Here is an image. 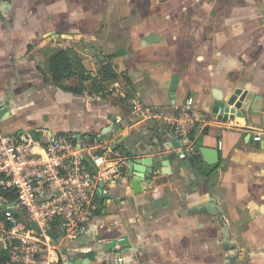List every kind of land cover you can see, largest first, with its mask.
<instances>
[{
    "label": "crops",
    "instance_id": "obj_1",
    "mask_svg": "<svg viewBox=\"0 0 264 264\" xmlns=\"http://www.w3.org/2000/svg\"><path fill=\"white\" fill-rule=\"evenodd\" d=\"M59 49L79 56L92 77L109 58L117 73L105 81L110 91L91 93V80L75 76L65 85L87 90L74 94L43 75L39 66ZM232 81L264 98V0H0L4 133L111 138L123 127V153L142 139L177 155L151 183L134 187L121 172L105 182L88 231L63 243L90 264L105 256L114 264L117 253L123 264H264V136L255 139L264 113L249 123L208 119L212 92ZM189 95L200 118L191 136L221 153L211 191L180 163L184 148L170 150L172 129L150 115H173ZM122 236L127 243L107 254L98 248Z\"/></svg>",
    "mask_w": 264,
    "mask_h": 264
},
{
    "label": "built area",
    "instance_id": "obj_2",
    "mask_svg": "<svg viewBox=\"0 0 264 264\" xmlns=\"http://www.w3.org/2000/svg\"><path fill=\"white\" fill-rule=\"evenodd\" d=\"M194 103L189 95L173 115H150L163 120L181 141L200 121ZM4 105L0 98V116ZM116 121L122 123L121 118ZM263 136L259 132L255 139ZM119 137L7 134L0 117V255H6L7 264H66L63 243L88 231L97 213L100 183L124 172L127 160L118 147ZM7 192L15 197L6 202ZM114 264H123L122 257Z\"/></svg>",
    "mask_w": 264,
    "mask_h": 264
},
{
    "label": "water",
    "instance_id": "obj_3",
    "mask_svg": "<svg viewBox=\"0 0 264 264\" xmlns=\"http://www.w3.org/2000/svg\"><path fill=\"white\" fill-rule=\"evenodd\" d=\"M53 34L47 35L50 37ZM58 36H61L60 34ZM157 34H152L148 37H145L143 44L150 43L155 41ZM237 81H232L224 91L221 93H216L215 90L212 92L209 100L207 101V110L210 112L208 119H217V122H229L236 121L237 118H242L245 123L253 122L255 116H263L264 110L262 103L264 98L261 95L255 94L252 91L246 90L243 87H239ZM251 101V102H250ZM250 102V103H249ZM256 102H259V105H254ZM8 101L5 102V107L1 111V114L5 113L8 110ZM121 127L119 134L123 131ZM118 134V135H119ZM146 134V130L141 132L142 138ZM79 137L81 136L78 135ZM123 136V135H122ZM122 140L125 138L122 137ZM252 140V135L250 134ZM121 140V141H122ZM120 141H118L119 143ZM121 143V142H120ZM256 145H259L258 142H255ZM190 147V148H189ZM181 150L184 148L185 157L180 158V163H187L189 168L194 169L196 173L200 176L199 180H203L207 185L209 191H211L213 185L217 183L219 179V166L221 163V153L217 147H209L202 145L197 139L193 136L189 138L172 141L171 149ZM189 148V149H188ZM169 150V148H168ZM166 148L159 150H153L150 146L146 145L144 140H139L136 144L135 150L130 153L128 150L124 151L123 155L127 160L126 170L122 173L123 177H126L131 181V184L137 187L141 182L151 183L153 179L157 176L166 174L164 171L165 161L171 162L174 161L177 157L176 153L169 152L167 154ZM162 153V154H161ZM179 169H184V166L180 164ZM194 178L195 174L192 175ZM104 186L105 183H100L99 185V194L104 195ZM19 213L15 212L14 216L18 217ZM53 235L59 239V233L57 231L53 232ZM126 236L119 238H110L99 243L100 251H103L107 254L108 251L114 250L118 244L127 243ZM65 254L68 256L66 264H90L91 258H80L76 253L67 250H64ZM121 257V253H117L115 259ZM104 259L98 264H109L110 258L103 257Z\"/></svg>",
    "mask_w": 264,
    "mask_h": 264
},
{
    "label": "trees",
    "instance_id": "obj_4",
    "mask_svg": "<svg viewBox=\"0 0 264 264\" xmlns=\"http://www.w3.org/2000/svg\"><path fill=\"white\" fill-rule=\"evenodd\" d=\"M109 58L103 61V64L98 71V75L92 77L89 75L82 59L73 54L71 51L65 49H59L49 56L47 64L42 67L39 66V70L43 75L51 74L54 83L66 92H71L74 94H83L87 89L81 85V87H74L70 85H65V80L72 77H79L81 80H91V93H101L102 96L106 92H109V87L105 84V81L115 78L117 73L115 72ZM36 134L35 137H38ZM125 167L122 168L125 171ZM15 197L14 192H7L4 195V201H10ZM7 259L5 254L0 255V262L5 263Z\"/></svg>",
    "mask_w": 264,
    "mask_h": 264
},
{
    "label": "rangeland",
    "instance_id": "obj_5",
    "mask_svg": "<svg viewBox=\"0 0 264 264\" xmlns=\"http://www.w3.org/2000/svg\"><path fill=\"white\" fill-rule=\"evenodd\" d=\"M26 131H29V132H31V130H26Z\"/></svg>",
    "mask_w": 264,
    "mask_h": 264
}]
</instances>
